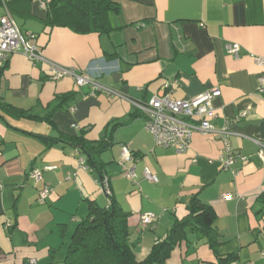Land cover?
<instances>
[{
	"label": "crops",
	"instance_id": "crops-1",
	"mask_svg": "<svg viewBox=\"0 0 264 264\" xmlns=\"http://www.w3.org/2000/svg\"><path fill=\"white\" fill-rule=\"evenodd\" d=\"M41 1L8 0L41 55L79 73H100L98 81L124 97L77 86L71 76L52 79L44 61L21 51L0 62V264H64L88 201L108 204L97 173L80 166L83 154L62 142L81 128L88 141L110 144L99 156L102 172L111 197L128 212L137 260L187 215L188 201L197 196L215 213L218 244L213 250L190 234V243L177 246L167 264H216L227 255L235 256L230 264H264V156L258 144L264 142V92L258 90L264 70L254 59L264 57V0H114L119 13L108 34L51 26ZM233 44L237 55L229 50ZM212 88L219 95L212 100L211 124L227 126L233 154L246 157L229 168L220 161L225 142L211 133L195 132L182 153L155 146L133 105L154 94L190 99ZM71 92L74 103L52 110L57 95ZM2 103L37 116L16 117ZM121 145L133 154V179L120 165ZM144 167L156 183L145 179ZM33 168L41 170L39 181L29 177ZM45 185L51 192L40 200ZM227 193L230 199L223 198ZM148 212L154 220L145 225Z\"/></svg>",
	"mask_w": 264,
	"mask_h": 264
},
{
	"label": "trees",
	"instance_id": "trees-1",
	"mask_svg": "<svg viewBox=\"0 0 264 264\" xmlns=\"http://www.w3.org/2000/svg\"><path fill=\"white\" fill-rule=\"evenodd\" d=\"M5 1L11 13L8 0ZM42 1L47 10L45 20L48 24L67 27L79 34L91 32L108 34L114 29L112 16L119 13V6L114 0ZM75 97L74 92L57 95L51 103L52 110H64L75 102ZM1 106L7 111H12L16 117L32 119L37 116L30 110L10 104L2 103ZM135 110L138 111L136 108ZM140 115L142 116L141 113ZM86 132V129L81 128L75 135L63 138L62 142L80 150L86 165L97 173L102 186L103 163L99 156L110 144L103 141L90 142L85 138ZM107 196L109 202L106 206H101L94 200L88 201L87 214L74 229L64 264H167L168 258L177 246L190 243V234H195L200 239L205 238V242L213 250L218 244L213 209L197 196H193L186 205L187 215L175 220L165 236L154 240L148 255L137 260L129 243L128 212L120 207L111 194ZM259 200L264 204V193L259 196ZM233 260L234 255L219 256L216 264H230Z\"/></svg>",
	"mask_w": 264,
	"mask_h": 264
},
{
	"label": "built area",
	"instance_id": "built-area-1",
	"mask_svg": "<svg viewBox=\"0 0 264 264\" xmlns=\"http://www.w3.org/2000/svg\"><path fill=\"white\" fill-rule=\"evenodd\" d=\"M42 6L45 5L41 1ZM143 25V24H142ZM35 38L33 33H23L11 15L6 1L0 0V62L5 61L10 53L21 51L31 61H44L49 69L52 79H58L65 76L74 78L77 86L91 84L96 90H103L114 95L124 97L121 93L102 85L98 81L100 73H93L88 70L77 72L73 69L64 67L58 63L47 61L40 53L37 45L31 42ZM238 44H233L229 50L237 55ZM256 63L264 70V57H254ZM260 93L264 92V75L259 77ZM169 84L165 83L164 88ZM219 95L217 88L205 90L197 96L190 99H180L172 97L171 93L154 94L147 101H133L134 108L141 114L144 121L145 129L153 138L154 144L160 148H173L177 152H186L191 143L192 136L195 132L202 134H214L224 142L223 153L220 155V161L223 168H229L237 159L244 161L245 156L234 155L232 149L227 143V136L230 134L227 126L215 129L211 120L216 114L212 107V100ZM73 110V108H70ZM72 127H76L72 124ZM259 144V153L264 156V142ZM134 157L127 145H121L120 165L123 168L125 176L128 178L135 177V167L133 165ZM81 167L87 169L84 157L79 158ZM45 170L55 169L54 165H45ZM143 174L145 179L156 183L158 178L147 167H144ZM29 177L35 181L41 179V170L33 168L29 172ZM103 190L110 194L108 179H103ZM1 188V183H0ZM51 188L45 185L39 191V199L44 200L49 196ZM232 195L227 193L224 199H230ZM142 223L149 225L154 220V214L148 212L142 216ZM264 234V233H263ZM29 264H36L35 259H30Z\"/></svg>",
	"mask_w": 264,
	"mask_h": 264
}]
</instances>
